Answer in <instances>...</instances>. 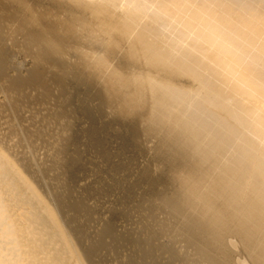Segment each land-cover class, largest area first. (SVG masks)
Instances as JSON below:
<instances>
[{
  "label": "bare ground",
  "instance_id": "obj_1",
  "mask_svg": "<svg viewBox=\"0 0 264 264\" xmlns=\"http://www.w3.org/2000/svg\"><path fill=\"white\" fill-rule=\"evenodd\" d=\"M0 264H264V0H0Z\"/></svg>",
  "mask_w": 264,
  "mask_h": 264
},
{
  "label": "rangeland",
  "instance_id": "obj_2",
  "mask_svg": "<svg viewBox=\"0 0 264 264\" xmlns=\"http://www.w3.org/2000/svg\"><path fill=\"white\" fill-rule=\"evenodd\" d=\"M19 62H21V63H19ZM25 64V65H23V64ZM27 62L26 61H24L23 62V60H18V62H17V65L15 64V65H13V67L14 68H17V66L20 68V67H22V66H24V67H22V70H19V68H18V70L19 71H23L24 70V72H25V67H27L28 68V63L26 64ZM18 64H20V65H18ZM21 69V68H20ZM27 70V69H26ZM78 114L79 115H81L80 117H81V120H82V124L80 125L79 124V122L77 123V126H76V128L78 127V128H81L83 125H85V128H87V127H89L90 126V120L87 118V116L86 115H84V114H82L81 113V111H79L78 110ZM84 118V119H83ZM81 123V122H80ZM85 123V124H84ZM84 127V126H83ZM126 129H128V130H126ZM125 130V131H124ZM113 132V134H112V132ZM111 131H108V135L105 133L104 135H102V137L104 138V144H106L108 147H110L113 151L114 150H116L118 147H120L119 145H118V139H117V137L118 136H116V138H115V135L118 133V132H116V130H111ZM118 131H120V133H121V135H119V136H121L122 137V139L124 140V138H125V143L127 142V145H128V150H131L132 148H131V145H130V142H129V140H130V130H129V128L126 126V127H123V128H120V130H118ZM123 132V133H122ZM128 132V133H127ZM119 133V134H120ZM125 133H127V134H125ZM123 135V136H122ZM126 135V137H124ZM129 135V136H128ZM111 136H112V138L113 139H111ZM128 136V137H127ZM127 138V139H126ZM115 139H117V140H115ZM129 139V140H128ZM113 140H115L114 142H113ZM80 142H82V144L83 143H85L86 142V140H83L82 138L80 139ZM86 144V143H85ZM117 147H116V146ZM119 149V148H118ZM117 149V150H118ZM132 151H133V149H132ZM132 151H130V153L132 152ZM84 155H86V152H84ZM145 156V155H144ZM143 155H139L138 157H137V162L135 163V166H137L138 164H140L142 161H144V157ZM144 157V158H143ZM142 158V159H141ZM140 159V160H139ZM87 167V166H86ZM113 213H114V215H113ZM115 212H110V213H105V216L107 217V218H109V219H112L113 221H115L116 220V218H115Z\"/></svg>",
  "mask_w": 264,
  "mask_h": 264
}]
</instances>
